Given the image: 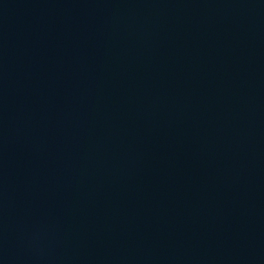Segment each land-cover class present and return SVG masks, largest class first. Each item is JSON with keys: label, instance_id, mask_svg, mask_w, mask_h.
Listing matches in <instances>:
<instances>
[{"label": "water", "instance_id": "water-1", "mask_svg": "<svg viewBox=\"0 0 264 264\" xmlns=\"http://www.w3.org/2000/svg\"><path fill=\"white\" fill-rule=\"evenodd\" d=\"M0 264H264V0H0Z\"/></svg>", "mask_w": 264, "mask_h": 264}]
</instances>
